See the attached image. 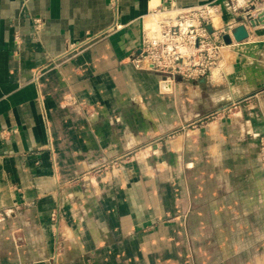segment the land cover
Returning <instances> with one entry per match:
<instances>
[{
    "label": "crops",
    "instance_id": "obj_1",
    "mask_svg": "<svg viewBox=\"0 0 264 264\" xmlns=\"http://www.w3.org/2000/svg\"><path fill=\"white\" fill-rule=\"evenodd\" d=\"M213 1L235 27L226 0H0V264H264V25L170 89L129 59L153 7Z\"/></svg>",
    "mask_w": 264,
    "mask_h": 264
},
{
    "label": "built area",
    "instance_id": "obj_2",
    "mask_svg": "<svg viewBox=\"0 0 264 264\" xmlns=\"http://www.w3.org/2000/svg\"><path fill=\"white\" fill-rule=\"evenodd\" d=\"M226 8L235 17V27L219 25L223 7L217 1L190 8L175 2L153 7L144 20L142 47L129 58L130 63L139 71L161 75L168 83L206 79L222 64L226 34L233 38L232 30L240 25L248 31L264 25V0H226ZM231 109L226 106L206 118L221 117ZM260 155L264 164V136ZM9 214L0 213V218Z\"/></svg>",
    "mask_w": 264,
    "mask_h": 264
},
{
    "label": "rangeland",
    "instance_id": "obj_3",
    "mask_svg": "<svg viewBox=\"0 0 264 264\" xmlns=\"http://www.w3.org/2000/svg\"><path fill=\"white\" fill-rule=\"evenodd\" d=\"M228 106H232V109H231L232 111L224 114L223 116L228 117L229 115H232L235 112L236 108L238 107V105L235 106L234 103H232V104H230ZM206 117H207V115H204L201 118L197 119L196 121H193V122L189 123L188 127H186L185 130L188 131L190 129H194V128H196L199 125L207 124V123H209L211 121H215V120H217L219 118V117H216V118H208L207 119ZM149 147H151V146H148V148ZM135 156H136V153H134L133 155H129V156H127L124 159H121L119 161H115V162H112V163H109V164H105V165L95 169V171H93V173L96 174V175H103L105 173H108L109 171L113 170L115 167H118L125 160H128V159H130L132 157H135Z\"/></svg>",
    "mask_w": 264,
    "mask_h": 264
},
{
    "label": "water",
    "instance_id": "obj_4",
    "mask_svg": "<svg viewBox=\"0 0 264 264\" xmlns=\"http://www.w3.org/2000/svg\"><path fill=\"white\" fill-rule=\"evenodd\" d=\"M232 36L236 42H242L249 37V31L247 30L245 25H240L232 30ZM233 38L230 34H226L224 36L226 45H231L233 43Z\"/></svg>",
    "mask_w": 264,
    "mask_h": 264
},
{
    "label": "bare ground",
    "instance_id": "obj_5",
    "mask_svg": "<svg viewBox=\"0 0 264 264\" xmlns=\"http://www.w3.org/2000/svg\"><path fill=\"white\" fill-rule=\"evenodd\" d=\"M163 84L165 85L163 88L164 89H170L172 86H171V83H167V82H163ZM167 91V90H165Z\"/></svg>",
    "mask_w": 264,
    "mask_h": 264
}]
</instances>
